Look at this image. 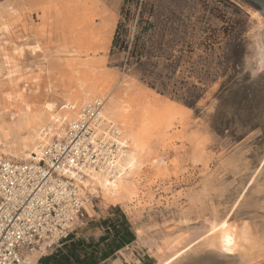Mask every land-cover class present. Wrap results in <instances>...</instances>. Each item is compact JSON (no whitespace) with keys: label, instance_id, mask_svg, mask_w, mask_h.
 <instances>
[{"label":"rangeland","instance_id":"374dc122","mask_svg":"<svg viewBox=\"0 0 264 264\" xmlns=\"http://www.w3.org/2000/svg\"><path fill=\"white\" fill-rule=\"evenodd\" d=\"M122 1L0 0L8 25L0 31V46L8 55L14 46L23 48L14 57L13 74L0 56V96L24 87L32 109L53 102L57 111L80 84L92 83L97 88L92 99L107 103L110 96L120 107L111 120L119 131L141 134L145 150L135 172V196L111 203L87 189V215L76 236L97 238L99 221L118 207L134 231L158 244L149 249L135 238L103 264H241L238 255H224L218 247L192 250L190 237L206 232L211 221L218 226L246 221L256 237L255 257L242 264H264V62L254 53L252 36L264 15L248 0H145L154 5L156 22L176 29L166 36L171 52L182 50L174 74L160 60L158 70L171 76L160 94L136 70L120 66L122 53L110 52ZM141 1H132V11ZM135 20L136 15L130 30ZM204 41H212L211 48L200 44ZM34 44L40 49L32 53L27 46ZM204 71L211 75L199 79ZM230 75L234 84H250L247 96L241 90L216 95ZM187 90L199 96L194 108L182 103ZM5 105L1 117L13 129L23 105L11 100Z\"/></svg>","mask_w":264,"mask_h":264},{"label":"built area","instance_id":"2783aa9c","mask_svg":"<svg viewBox=\"0 0 264 264\" xmlns=\"http://www.w3.org/2000/svg\"><path fill=\"white\" fill-rule=\"evenodd\" d=\"M103 106L94 98L72 107L36 163L0 156V264H36L33 252L43 255L83 224L86 170L112 166L119 150V127L103 118Z\"/></svg>","mask_w":264,"mask_h":264},{"label":"bare ground","instance_id":"6f19581e","mask_svg":"<svg viewBox=\"0 0 264 264\" xmlns=\"http://www.w3.org/2000/svg\"><path fill=\"white\" fill-rule=\"evenodd\" d=\"M7 28V23L4 22L0 16V31L6 30ZM252 34L254 40V53L260 63H263L264 23L253 27ZM27 48L32 53L40 49L37 44L27 46ZM22 50V47L14 46L12 47L11 55H8L6 52L7 50H5L3 46H0L1 63H3L4 66L7 65L8 75L16 72L17 67L14 57L15 55L20 56ZM0 69H2V67H0ZM20 78V76L13 79L10 77L9 80L11 79L14 83L12 85L17 86L16 84ZM79 87L81 90L71 96H67L65 98L66 102H64L57 111L54 110L53 102L44 103V110L40 108L36 110L32 109L29 104L30 102H27L25 99L24 87L18 90L9 89L10 92L6 93L4 96H0V156L14 161L29 162L28 160H30L32 163L38 162L42 157L43 147L49 143L54 134L58 136L61 134L63 123L74 115L71 108L77 107L76 105L87 103L97 95V88L92 86V83L86 84L84 82V84H80ZM109 97L107 103L105 102L106 99H103L104 106L102 116L106 121L113 124L111 120L115 122L121 110L115 100ZM9 100L23 105V108L19 109L17 112L18 116L21 115L22 118L18 124L14 125L13 129L8 125L5 126L4 119L1 117L2 112H4L7 107L5 103ZM154 101L158 103V99H154ZM122 125L124 126L123 123ZM22 129L26 131L24 135L21 134ZM100 131L101 129L97 131V133H102ZM13 134H18L19 136H13ZM15 137H17V140L13 139ZM116 140L119 145V150L112 166L108 167L102 165L97 168H89L86 170L88 177L81 181L84 190L88 189L92 192L100 193V197L103 200L111 203L116 202L119 198H132L135 196V172L141 165V153L145 150V145L141 141V134L139 135V133L133 131L132 128L122 129ZM204 227L207 231H204L205 233L203 231H199V233L196 232L198 233L197 237L195 236L196 240L193 239L194 237H190V242L193 244L192 250L218 247L223 252H231L238 255L241 264L242 262L249 263L255 257L254 243L256 242V237L251 233V229L248 227L246 221H243L239 226L229 223L218 226L216 222L211 221L208 223V227L205 225ZM135 234L138 239V244L141 246L153 250L157 247L158 243L149 237H144L141 230L136 229ZM175 245L177 246V244ZM248 246L252 248L248 249ZM173 247L175 248V246ZM180 248L181 246L176 247L175 250L178 251L176 254L180 252V255L183 256V249ZM41 253L40 251L39 253L33 252L30 256L31 262H34ZM164 261L166 263V258ZM115 263L120 264L118 261H115Z\"/></svg>","mask_w":264,"mask_h":264},{"label":"trees","instance_id":"16d2710c","mask_svg":"<svg viewBox=\"0 0 264 264\" xmlns=\"http://www.w3.org/2000/svg\"><path fill=\"white\" fill-rule=\"evenodd\" d=\"M133 0H123L120 8V19L118 20L111 39L110 52H118L124 55L121 67L124 70L134 69L139 73V79L160 94L167 91L170 84V74H174L179 65L178 60L182 58V50L178 54L171 52L169 41L166 36L170 28L165 24L154 20V5L140 2L132 11ZM138 2V0H137ZM136 20L133 29L130 30L133 16ZM210 38H207L209 40ZM170 42L173 43L172 40ZM213 42H201L205 48H211ZM191 44H189L190 47ZM160 60L167 62L163 65L168 73L158 70ZM211 72H200L204 79ZM158 84V85H157ZM197 89L196 85H192ZM241 90L244 96L250 89V84H234L232 75L226 76L219 87L218 93L233 92ZM239 92V91H238ZM173 95L175 90H171ZM199 96L189 90L183 92L182 103L188 108H194ZM101 233L97 238H81L76 234H69L46 254L41 255L36 264H103L126 245L135 240V231L127 216L118 207H112L103 219L99 221Z\"/></svg>","mask_w":264,"mask_h":264},{"label":"water","instance_id":"95a60500","mask_svg":"<svg viewBox=\"0 0 264 264\" xmlns=\"http://www.w3.org/2000/svg\"><path fill=\"white\" fill-rule=\"evenodd\" d=\"M253 5H255L257 8L260 9L261 13L264 15V0H248Z\"/></svg>","mask_w":264,"mask_h":264},{"label":"crops","instance_id":"0c3cea01","mask_svg":"<svg viewBox=\"0 0 264 264\" xmlns=\"http://www.w3.org/2000/svg\"><path fill=\"white\" fill-rule=\"evenodd\" d=\"M113 203H116V202H113ZM135 238L137 239L136 234H135ZM136 239H135V240H136ZM126 246H127V245H126ZM121 249H122V248H121ZM121 249H120V250H121ZM120 250H118L117 252H119ZM223 253H224V255H236V254H233V253H231V252H223ZM39 256H40V255H39ZM39 256H38V257H39ZM38 257H37V259H38ZM118 260H120V259L118 258Z\"/></svg>","mask_w":264,"mask_h":264}]
</instances>
